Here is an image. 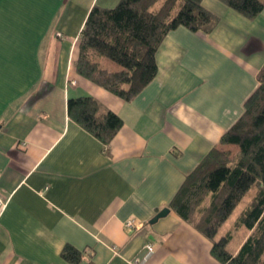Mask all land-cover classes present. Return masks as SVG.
Here are the masks:
<instances>
[{"label":"crops","instance_id":"0c3cea01","mask_svg":"<svg viewBox=\"0 0 264 264\" xmlns=\"http://www.w3.org/2000/svg\"><path fill=\"white\" fill-rule=\"evenodd\" d=\"M117 2L0 0V194L8 197L0 264H223L168 204L211 148H230L219 139L264 63V6L247 18L201 0L216 20L211 30H169L156 75L126 101L74 66L92 5ZM81 95L122 119L107 145L67 115V99ZM130 217L141 227L126 229ZM237 232L231 253L250 230ZM148 243L153 252L142 259ZM65 244L80 251L78 262L61 257Z\"/></svg>","mask_w":264,"mask_h":264},{"label":"trees","instance_id":"16d2710c","mask_svg":"<svg viewBox=\"0 0 264 264\" xmlns=\"http://www.w3.org/2000/svg\"><path fill=\"white\" fill-rule=\"evenodd\" d=\"M220 1L247 18L264 6V0ZM215 21L201 0H118L113 7L94 4L78 35L75 71L128 101L156 75L155 53L169 30L183 25L208 32ZM103 59L119 68L102 67ZM256 80L242 113L219 139L221 145L235 146V152L211 148L168 204L210 239L211 254L223 264H264V63ZM66 110L70 119L103 145L122 126L119 115L102 111L91 95L68 98ZM253 187H257L254 192ZM241 226L250 232L231 253L226 246ZM60 255L71 263L81 259L80 251L69 244Z\"/></svg>","mask_w":264,"mask_h":264},{"label":"built area","instance_id":"2783aa9c","mask_svg":"<svg viewBox=\"0 0 264 264\" xmlns=\"http://www.w3.org/2000/svg\"><path fill=\"white\" fill-rule=\"evenodd\" d=\"M59 35V33H57ZM8 197L3 196L2 194H0V214L2 213L3 209L6 206ZM124 226L126 227V229H138L141 227V223L138 221H135L133 218H127L124 221ZM146 253L144 255V257L142 259H146L149 255H151V253L153 252V246L151 243H148L146 245Z\"/></svg>","mask_w":264,"mask_h":264},{"label":"rangeland","instance_id":"374dc122","mask_svg":"<svg viewBox=\"0 0 264 264\" xmlns=\"http://www.w3.org/2000/svg\"><path fill=\"white\" fill-rule=\"evenodd\" d=\"M107 66L109 67V68H111V69H117L119 66L116 64V63H114V62H112V61H110V60H107ZM228 147H230V148H228V149H230V151H231V153H234L235 152V150H236V147L235 146H232V145H230V146H228ZM257 189V187H253L252 188V191L254 192L255 190ZM252 192V193H253ZM249 195H250V193H249ZM238 230V229H237ZM235 231V230H234ZM237 231H235L234 232V234H233V239L230 241V243L228 244V249L230 250V249H232L234 246H235V244L238 242V240L242 237V233L241 232H237ZM242 232H243V230H242Z\"/></svg>","mask_w":264,"mask_h":264},{"label":"water","instance_id":"95a60500","mask_svg":"<svg viewBox=\"0 0 264 264\" xmlns=\"http://www.w3.org/2000/svg\"><path fill=\"white\" fill-rule=\"evenodd\" d=\"M169 211L168 207H164L160 209L151 219L150 222L153 223L155 222L158 218L164 216L167 212Z\"/></svg>","mask_w":264,"mask_h":264}]
</instances>
